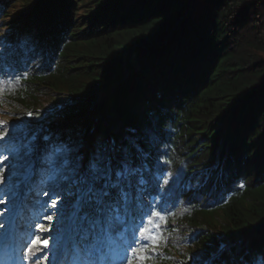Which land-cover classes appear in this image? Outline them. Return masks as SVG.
Instances as JSON below:
<instances>
[{
	"label": "trees",
	"instance_id": "trees-1",
	"mask_svg": "<svg viewBox=\"0 0 264 264\" xmlns=\"http://www.w3.org/2000/svg\"><path fill=\"white\" fill-rule=\"evenodd\" d=\"M0 122V264H264V0H0ZM129 136L136 171L81 220L76 157Z\"/></svg>",
	"mask_w": 264,
	"mask_h": 264
},
{
	"label": "snow or ice",
	"instance_id": "snow-or-ice-1",
	"mask_svg": "<svg viewBox=\"0 0 264 264\" xmlns=\"http://www.w3.org/2000/svg\"><path fill=\"white\" fill-rule=\"evenodd\" d=\"M29 116L32 113L28 114ZM10 125L5 122H0V141L8 135ZM141 151L134 137L126 138V143L117 145L115 141H99L94 147L93 153L90 157L88 166L81 171L80 157H76L75 165L71 167L72 173L76 177V182L79 185L77 191V212L83 213L81 220H88L95 217L97 221L105 216L112 208V203L107 199L111 196L112 190L116 189L121 176H127L134 173L136 169L133 167L134 161L132 159V150ZM116 154L120 155L118 166L113 167V158ZM66 164H71V161L65 160ZM115 179V182H114ZM52 206H56V201H53ZM51 221L52 217H46ZM166 222V217L161 215L158 211H152L147 220L146 226L140 228L139 237L151 242L154 246L158 245L160 239L154 234L153 226L159 227L156 220ZM37 230L41 232L49 231L44 225H37ZM87 239V237H85ZM48 247V241H40L38 238L33 240L32 245L28 251L31 253L33 248L40 245ZM146 248V244L142 246V250ZM130 252L135 254L136 248H131ZM147 259V257H141ZM47 259L46 257L44 258ZM134 256H126L125 264H134Z\"/></svg>",
	"mask_w": 264,
	"mask_h": 264
},
{
	"label": "rangeland",
	"instance_id": "rangeland-1",
	"mask_svg": "<svg viewBox=\"0 0 264 264\" xmlns=\"http://www.w3.org/2000/svg\"><path fill=\"white\" fill-rule=\"evenodd\" d=\"M0 157H1V155H0ZM49 157H52V158H50V162L51 161H53L54 160V155H48V156H46L45 158H49ZM29 176L30 175H28L27 173L26 174H24L23 176H22V183H20V186H19V188H21V190L18 192V196H16L15 198H16V201H17V206H16V208L18 209L19 208V205H20V203L22 202V200H23V195H22V186H23V184L24 183H26L27 182V179L29 178ZM50 181L52 180V179H49ZM49 181V182H50ZM36 186V185H35ZM48 186V188L47 187H45V189H44V191H40V192H35V193H37L35 196H36V198L38 199V201L39 202H43V198L42 197H44L43 196V193L46 191H49L48 189H50L49 188V186H50V184L49 185H47ZM35 189H37V187L35 188ZM66 192V191H65ZM65 193H64V191H63V193L61 194V195H64ZM52 198V197H51ZM66 200L68 201V202H71V203H74L75 202V197H73V195H68V197L66 198ZM8 202L9 201H7V203L4 205V207H0V227H1V230H0V242L4 239V237H5V235H4V233L6 232H8V231H10V229H11V227H12V225L14 224V221H13V218H14V213H15V211H16V209L14 210V211H12V214H13V216L11 217V219H8L7 220V222H6V216H7V211H8V209H9V207H8ZM50 209V208H49ZM5 222V223H4ZM56 222V225H55V227H54V230H52L56 235H59V234H61V233H63V230L61 229V225H60V223L58 222V220L57 221H55ZM50 236H52L51 234H48V235H46V237L47 238H49ZM54 236V235H53ZM51 238V237H50ZM52 245V244H51Z\"/></svg>",
	"mask_w": 264,
	"mask_h": 264
},
{
	"label": "water",
	"instance_id": "water-1",
	"mask_svg": "<svg viewBox=\"0 0 264 264\" xmlns=\"http://www.w3.org/2000/svg\"><path fill=\"white\" fill-rule=\"evenodd\" d=\"M28 174H30V172Z\"/></svg>",
	"mask_w": 264,
	"mask_h": 264
}]
</instances>
